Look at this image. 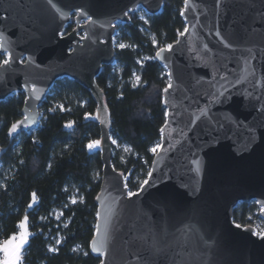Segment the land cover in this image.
Listing matches in <instances>:
<instances>
[{
    "label": "water",
    "instance_id": "water-1",
    "mask_svg": "<svg viewBox=\"0 0 264 264\" xmlns=\"http://www.w3.org/2000/svg\"><path fill=\"white\" fill-rule=\"evenodd\" d=\"M58 3L61 14L48 0H0V43L11 53L0 67V100L25 94L13 122L24 123L7 130L14 139L37 125L57 78L90 93L101 175L89 251L104 264H264V228L232 219L239 202L252 200L264 219V0H184L188 31L156 51L166 49L156 59L172 83L162 91L160 147L148 183L131 197L112 163L111 116L96 77L115 59V23H129L139 5L156 14L163 0ZM105 221L110 240L101 255L91 241Z\"/></svg>",
    "mask_w": 264,
    "mask_h": 264
},
{
    "label": "trees",
    "instance_id": "trees-1",
    "mask_svg": "<svg viewBox=\"0 0 264 264\" xmlns=\"http://www.w3.org/2000/svg\"><path fill=\"white\" fill-rule=\"evenodd\" d=\"M183 3L163 0L156 14L144 12L142 18L128 12L129 23L116 22L114 38L125 45L115 47L113 61L119 70L111 71L112 61L96 77L110 111L111 135L125 147L112 146V163L123 173L130 192L146 179L151 149L160 142L165 121L162 91L168 79L156 51L183 31ZM73 26L72 15L65 30ZM5 58L0 55V61ZM24 97V92H16L0 100V242L16 233L18 222L27 216L30 236L19 264H99L100 257L89 251L101 175L99 152L87 147L99 138L95 103L73 79L59 77L39 105L37 128L10 139L7 130L22 116ZM74 193L75 203L70 201ZM54 209L60 211L58 219L52 215ZM259 210L255 201L239 202L232 219L255 227ZM51 245L57 251H48Z\"/></svg>",
    "mask_w": 264,
    "mask_h": 264
},
{
    "label": "snow or ice",
    "instance_id": "snow-or-ice-1",
    "mask_svg": "<svg viewBox=\"0 0 264 264\" xmlns=\"http://www.w3.org/2000/svg\"><path fill=\"white\" fill-rule=\"evenodd\" d=\"M48 3L50 5L51 9L54 10L57 14L62 13V8L59 5L58 0H48ZM186 3H187V0H186ZM181 15H183V13H181ZM90 19L91 18H89V20ZM187 31H188V28L185 27L184 32L186 33ZM179 34L183 35L184 33H179ZM153 43L155 44L156 42L153 41ZM119 47L124 48L125 45L120 44ZM166 49L171 50L172 45L171 44L167 45ZM166 49L165 48L160 49V51H158L156 53V56L161 57L162 53ZM0 55L6 56L5 59L0 61V67L8 65L10 63V60H11V53L8 52L6 49H4L3 43H0ZM139 79L140 78L137 77V80H139ZM171 87H172L171 74H169L168 87L163 89V91L167 92L168 88H171ZM87 115L88 114H86V118H87ZM165 115H167V113H165ZM28 119H29V117H27V116L24 117L25 121H27ZM22 123H24V121H18L16 123H13L11 125V127L9 128V135L14 133L17 130V128L19 127V125ZM68 126H71V125H68ZM113 143H116V141H113ZM99 144H100V140H95V141H92L91 143H89L87 145V147L91 149V148H93ZM159 147H160V145H157L156 147H153L151 149V151L155 153ZM150 175H151V173H149V176ZM143 183L147 184L148 181L145 180ZM125 186H127V185H125ZM134 195H136V193H133V192L128 193V196H130V197L134 196ZM33 199H35V193H33ZM72 202L75 203L76 201L73 200ZM29 207H32V205L29 204ZM97 215L99 216V213ZM26 221H27V216H25L23 220L18 222V228L21 230L19 233H14L9 239L0 242V253H2V257H0V264H18V262L21 261V249L23 248V246H24V244L28 238V235H29V232L27 230ZM96 232L98 235L94 236L92 241H91V250L93 252H98L101 255H104L106 243L110 240V236L108 234V222L105 221V224L103 225V227L101 226V224L97 223ZM56 243L59 244L60 241L57 240ZM48 251L55 252V251H57V249L56 248H49ZM85 255H88V253L85 252ZM101 264H104L103 260H101Z\"/></svg>",
    "mask_w": 264,
    "mask_h": 264
},
{
    "label": "rangeland",
    "instance_id": "rangeland-1",
    "mask_svg": "<svg viewBox=\"0 0 264 264\" xmlns=\"http://www.w3.org/2000/svg\"><path fill=\"white\" fill-rule=\"evenodd\" d=\"M131 12H132V13H136L139 17H142V18H143V13L145 12V10H144V8H143L142 6L139 5V6L136 7V9H134V10L131 11ZM119 23H121V22H119ZM64 32H67V31L64 30ZM113 42L115 43V47H118V48H119V45H120V44H123L122 42H120V43H119V42H116V40H115L114 37H113ZM118 70H119V66L117 65V63H116L115 61H113V62L111 63V71H112L113 73H117ZM137 77H138V76L135 74V76H134V78H133L134 81H137ZM14 93H16V92H14ZM37 126H38V123H37V125H36L35 127H33L32 129L26 131V133L33 132V131L37 128ZM17 138L19 139L20 136H17ZM113 141H116V143H113ZM112 146H113L114 149H125V147L122 146L121 144H119V143L117 142V140H116L113 136H112ZM93 148L98 149V145L95 146V147H93ZM76 199H77V195H76L75 193L72 194V195L70 196V201H73V200H76ZM252 201H253V200H252ZM52 215H53L55 218L58 219V218L60 217V211H59L58 209H54L53 212H52ZM24 217H25V216H23L21 220H23ZM21 220H20V221H21ZM20 221H19V222H20ZM26 225H27V230H28V232H29L28 219H27V221H26ZM254 228L257 230L258 233H261V232L263 231V228H264V219H263L262 217L259 216V217L255 220V227H254ZM20 231H21V230L18 228V230H17L16 233H19ZM12 235H13V234H12ZM12 235H10L9 237L3 239L2 241L9 239ZM29 236H30V232H29L28 238H27V240H26L24 246L27 244L28 239H29ZM57 240H58V239L55 240V243H56ZM2 241H1V242H2ZM24 246H23V248H24ZM23 248L21 249V252H22ZM50 248H53V246L51 245ZM0 257H2V253H0ZM19 263H20V262H18V264H19Z\"/></svg>",
    "mask_w": 264,
    "mask_h": 264
}]
</instances>
